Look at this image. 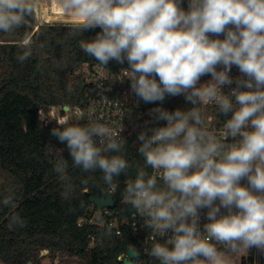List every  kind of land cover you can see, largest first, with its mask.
<instances>
[{"label":"clouds","instance_id":"clouds-1","mask_svg":"<svg viewBox=\"0 0 264 264\" xmlns=\"http://www.w3.org/2000/svg\"><path fill=\"white\" fill-rule=\"evenodd\" d=\"M55 2L63 16L75 19L71 27L79 34L101 29L81 41V50L105 68L110 61L127 62L124 75L139 100L162 103L182 95L192 105L151 109L154 121L166 123L137 136L145 167L126 181L122 199L163 241L145 248L146 254L158 264H236L251 249L264 252V0H188L187 10L183 0ZM40 5L41 0H0V33L13 35L38 20ZM32 44L25 32L17 42L18 62L33 55ZM233 66L237 77L231 76ZM205 75L211 79L200 83ZM209 104L228 117L219 138L199 107ZM39 115L46 119L42 109ZM47 117L62 126L51 135L66 142L72 166L102 172L110 197L114 179L132 167L122 155L123 128L74 123L82 119L79 108L63 119ZM54 171L64 182L62 197L70 200L68 161L58 160ZM0 207L15 209V194L0 200ZM204 209L207 222L201 225ZM26 223L15 213L8 227ZM127 256L139 252L132 245Z\"/></svg>","mask_w":264,"mask_h":264},{"label":"trees","instance_id":"trees-1","mask_svg":"<svg viewBox=\"0 0 264 264\" xmlns=\"http://www.w3.org/2000/svg\"><path fill=\"white\" fill-rule=\"evenodd\" d=\"M182 6L187 10L188 0H183ZM39 21L42 24L36 20L13 35L0 33V200L14 193L17 203L15 209L0 207V261L43 264L45 258H51L52 264H123L118 256L127 253L132 245L143 251L144 240L129 229L116 237L96 225L78 226L91 205V198L107 197L108 186L102 172H84L72 166L66 142L61 143L51 135L54 127L62 126L49 117L41 120L39 115L41 109L48 112L51 107L84 105L88 72L100 64L81 50L80 43L94 38L101 29L79 34L71 27L75 19L63 16L55 0H41ZM25 32L32 37L33 55L20 63L17 56L21 49L17 42ZM121 68H128L127 62L121 65L110 61L107 65L111 71ZM210 78L205 75L200 83ZM157 106L168 111L192 107L182 95L166 96L162 103H147L144 127L160 125L150 115V110ZM200 110L216 120L225 117L217 105ZM126 140L122 155L132 167L127 176L121 174L112 184L117 188L113 195L114 212L125 215L134 210L123 203L126 181L135 178L138 166L145 167L144 158L137 151L140 142L137 138ZM60 159L68 161V175L74 187L70 200L62 197L64 182L54 171ZM146 170L151 175L152 169ZM15 213L26 220L24 228L8 227ZM44 250L48 253L43 254ZM248 258L255 260L254 249L236 264H247ZM140 264L158 262L145 252Z\"/></svg>","mask_w":264,"mask_h":264},{"label":"built area","instance_id":"built-area-1","mask_svg":"<svg viewBox=\"0 0 264 264\" xmlns=\"http://www.w3.org/2000/svg\"><path fill=\"white\" fill-rule=\"evenodd\" d=\"M124 69L126 68L111 71L100 65L94 66L87 75V94L84 105L81 107L69 106L68 110H65L66 106L51 107L48 112H45L46 117L47 115H50L56 119H63L69 111H74L76 108H79L82 119L78 122H87L88 124L99 122L109 127L112 131L117 132L123 128L121 132L123 137L126 139L137 138L139 132L145 129H150L144 127L148 115L146 108L147 103L139 100L138 97L131 93L130 82L124 75ZM239 75L238 68L233 66L231 76L237 77ZM120 80H123V82ZM223 91L227 93L229 87L225 86ZM208 106L212 107L216 105H200L199 107ZM202 115L205 118V123L209 130L213 131L219 138L224 132V124L228 117L225 116L221 120H216L213 115ZM73 121L76 120L74 119ZM165 123V121H160L159 126H162ZM227 142H232V138L229 137ZM151 174H153V170ZM116 190V185H112L111 191L113 194L111 196L116 193ZM108 191L109 187L107 193ZM107 197L109 196L107 195ZM123 203L128 204L125 201H123ZM114 209L115 207L99 209L91 203L90 207L87 209L86 215L78 221V226L83 227L87 224L96 225L107 231L111 236L116 237L122 236L124 230L129 229L136 236L144 240L146 249H149L153 242H163L160 240L157 233L144 227L146 217L139 215L135 209L127 215L121 212H114ZM206 212L207 209L202 210L201 225L207 222L205 218ZM91 239L94 240V237L92 236ZM254 251L255 264H262L264 252L257 249H254ZM144 253L145 249L143 250V254ZM126 257L127 253L119 255L118 259L125 264L124 259Z\"/></svg>","mask_w":264,"mask_h":264},{"label":"water","instance_id":"water-1","mask_svg":"<svg viewBox=\"0 0 264 264\" xmlns=\"http://www.w3.org/2000/svg\"><path fill=\"white\" fill-rule=\"evenodd\" d=\"M69 106L65 107V110H68ZM91 203L94 204L97 208L99 209H104V208H114L116 203L114 200L113 196L107 197V198H101V197H92L91 198ZM139 252V256L138 257H131V256H127L124 259V263L125 264H136V261L131 260V259H136L138 261H140L143 251L142 250H138ZM44 253H48V250H44ZM0 264H6L0 261Z\"/></svg>","mask_w":264,"mask_h":264},{"label":"rangeland","instance_id":"rangeland-1","mask_svg":"<svg viewBox=\"0 0 264 264\" xmlns=\"http://www.w3.org/2000/svg\"><path fill=\"white\" fill-rule=\"evenodd\" d=\"M37 21H38V24H42V23L39 21V19H38ZM43 254H46V253H44V251H43ZM247 260H248V261H247V264H255V260H251L250 258H248ZM263 263H264V261H263ZM43 264H52V260H51V258H45V259L43 260Z\"/></svg>","mask_w":264,"mask_h":264},{"label":"bare ground","instance_id":"bare-ground-1","mask_svg":"<svg viewBox=\"0 0 264 264\" xmlns=\"http://www.w3.org/2000/svg\"><path fill=\"white\" fill-rule=\"evenodd\" d=\"M39 15H40V12H39Z\"/></svg>","mask_w":264,"mask_h":264}]
</instances>
